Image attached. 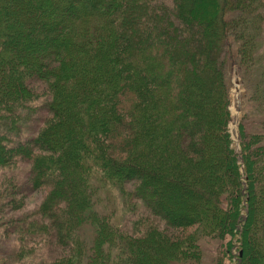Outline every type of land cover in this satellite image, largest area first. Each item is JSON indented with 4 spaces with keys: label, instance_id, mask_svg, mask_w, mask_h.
Returning <instances> with one entry per match:
<instances>
[{
    "label": "trees",
    "instance_id": "16d2710c",
    "mask_svg": "<svg viewBox=\"0 0 264 264\" xmlns=\"http://www.w3.org/2000/svg\"><path fill=\"white\" fill-rule=\"evenodd\" d=\"M185 1L0 0V168L11 172L0 214L20 208L15 169L32 191L47 188L42 216L0 224L15 236L10 264L28 263L26 242L41 236L68 253L35 264H178L199 261V240L237 234L239 263L264 264V111H243L238 153L228 71L233 60L255 83L245 100H264V0ZM97 182L141 200L145 235L99 213ZM151 218L195 229L175 236Z\"/></svg>",
    "mask_w": 264,
    "mask_h": 264
},
{
    "label": "rangeland",
    "instance_id": "374dc122",
    "mask_svg": "<svg viewBox=\"0 0 264 264\" xmlns=\"http://www.w3.org/2000/svg\"><path fill=\"white\" fill-rule=\"evenodd\" d=\"M168 6L172 7L173 2L172 0H166ZM175 3V0H173ZM185 1V0H184ZM192 1L189 0L185 1V8H193ZM179 2V0H178ZM175 5V4H174ZM264 13V9H263ZM264 30V26H263ZM177 36V35H176ZM236 40V39H234ZM261 48L258 50V54L256 55V58L258 61L264 62V34L261 37ZM227 52L229 56L233 58V55L235 56L237 54V45L235 42H233L232 38L230 41V46L227 49ZM231 63V67L228 68L229 71V82L231 84L230 88V96H231V102L229 106V111L231 114V121L229 123V132L231 134V139L233 140L234 148L235 150L240 153V145H239V124L241 123V118L244 113L248 111H251L256 116H260V111H264V105L262 107L259 106V100L263 101L262 99H259L255 94L252 97L250 101L245 100V96L248 94H251L253 92L255 83H253L252 80H249L250 78H247L246 80L242 76L240 72V66L237 65V63H234L233 60L228 61V64ZM229 66V65H228ZM35 86V85H34ZM264 88V84L262 86ZM35 93L39 94L40 96H37L32 102L29 104L33 107L36 105H40L41 103V96L44 95V90L42 86H36L35 87ZM254 93V92H253ZM238 96V99L236 100L235 97ZM243 97V98H242ZM41 112L42 115H45V108L40 109L37 108L36 112ZM244 111V113H243ZM41 115V116H42ZM31 119V118H30ZM30 119L26 122L29 123ZM36 119H33L31 123L28 124V128H31L32 125L35 124ZM28 134V133H27ZM9 168H0V185H2L3 181L6 180L7 174H10ZM15 175L16 180L19 181L20 184H23L22 189L24 190L22 194L20 193H14L13 198L18 200H22L20 208L13 209L12 207L7 208L6 214H0V218L3 220L0 222H4L7 219L11 220H18L21 219L23 216L27 215L31 219H37L38 217L42 216L39 215V207L44 200L45 196L47 195V188L39 187L34 189L32 191L29 187V182L27 179V175L24 176L23 170L20 168L15 169ZM24 176V177H23ZM94 178H98V175H94ZM98 185H102L99 182H97ZM34 187L32 186V189ZM107 189H111V191H107ZM117 187L111 186L110 184H103L101 189L98 193H101V202L98 204V209L100 214H105L113 210V214L116 216L114 218L115 224L119 228H124L125 233L130 238L143 236L145 235L146 228L137 227L139 226L135 221L136 218L139 216H146L148 214L147 207L138 200H133L130 202V205L125 203L124 199L120 198L117 194ZM97 199V198H96ZM14 206V205H11ZM132 206V207H131ZM15 207V206H14ZM133 208V210L131 209ZM153 223L157 224L159 228L165 229L168 233L174 234L175 236H187L194 231V227H183L177 229H173L168 227L165 221L156 220L155 218H151ZM6 225L0 226V264L8 263L10 259H7L8 253L10 250H12L15 236L14 234H9L6 237H3L4 231H6ZM82 236L87 240L88 245L91 243V240L93 239V229L90 226H82L81 229ZM239 234L235 236V238L231 239L230 237H227V239H211L203 238L199 240L200 244V255L199 261L195 260H189V261H179L178 264H240L239 263V256H238V243L235 241L236 237H238ZM47 236H41V239L37 244H32L28 240L26 242H29V247H33L34 251L32 253V257L29 258V262L27 263L22 262V264H35L37 261H50V260H56L58 258H62L67 255L68 250L67 246L58 245L57 242H52L50 244L47 243ZM233 240V241H232ZM35 241V240H32ZM235 241V243H234ZM229 243H233V245H229ZM237 245V247H236ZM35 246V247H34ZM236 247V248H235ZM39 249L41 251L39 252ZM42 254V256H41ZM14 258H17L14 256ZM14 264H20L17 261L14 262Z\"/></svg>",
    "mask_w": 264,
    "mask_h": 264
},
{
    "label": "bare ground",
    "instance_id": "6f19581e",
    "mask_svg": "<svg viewBox=\"0 0 264 264\" xmlns=\"http://www.w3.org/2000/svg\"><path fill=\"white\" fill-rule=\"evenodd\" d=\"M235 99L237 100L238 99V96H236ZM21 138H22V135H21Z\"/></svg>",
    "mask_w": 264,
    "mask_h": 264
}]
</instances>
